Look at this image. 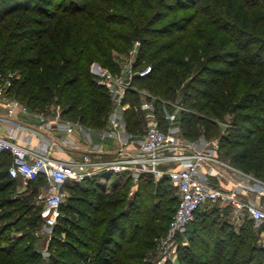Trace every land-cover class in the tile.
Here are the masks:
<instances>
[{"label":"trees","instance_id":"16d2710c","mask_svg":"<svg viewBox=\"0 0 264 264\" xmlns=\"http://www.w3.org/2000/svg\"><path fill=\"white\" fill-rule=\"evenodd\" d=\"M137 42L134 68L152 70L134 84L165 101L179 98L191 110L180 115L191 140L220 131L195 111L231 114L235 127L222 136L224 157L264 178V0H0V86L10 79L8 94L33 113L59 112L64 120L102 130L113 102L92 65L121 74L117 55H127ZM129 94L128 130L143 134L138 93ZM10 163V154L0 153V211L12 210L0 219L18 216L24 229L43 225L44 207H32L29 197L36 199L46 176L30 182L29 196L13 199L20 180L9 175ZM133 187L127 180L108 192L96 176L68 182L48 261L29 234L3 244L5 232L18 224L9 222L0 230V264H147L146 251L161 236L163 211L176 203L167 231L179 195L168 177L143 175L131 196ZM212 209H201L189 226L183 260L264 264L254 224L245 222L236 233L226 211ZM220 213L227 220L219 224Z\"/></svg>","mask_w":264,"mask_h":264},{"label":"built area","instance_id":"2783aa9c","mask_svg":"<svg viewBox=\"0 0 264 264\" xmlns=\"http://www.w3.org/2000/svg\"><path fill=\"white\" fill-rule=\"evenodd\" d=\"M151 70V66L135 69L133 64L116 75L99 65L93 69L98 83L107 88L113 102L108 126L102 130L64 120L59 112L57 116L34 113L48 130L68 134L80 130L89 148L80 160L52 157L54 144H44L35 150L18 142L24 127L13 118L17 111L33 112L8 94L10 79L0 86V103L9 117L0 119V124L12 125L4 133L0 132V153H9L11 157L9 175L24 183L37 181L43 176L47 178L37 195V202L44 207V237L52 239L62 215L61 206L68 197L65 189L68 182H83L96 176L108 184L115 174L138 185L141 177L149 174L156 181L168 177L179 195L178 207L162 239V249L168 258L177 254L179 240L186 237L197 213L210 206L230 209L232 220L238 224L251 221L264 250V181L220 158L218 141L188 139L183 133L180 115L191 110L182 103L159 99L134 84L135 78H145ZM130 92H136L142 98L137 109L144 119L143 134L128 130L126 111L133 107ZM158 101L174 106L163 120L159 117ZM94 136H98L101 142L95 143ZM106 141L114 144L107 147ZM65 143L78 148L69 140ZM42 255L48 261L50 252L46 249Z\"/></svg>","mask_w":264,"mask_h":264},{"label":"rangeland","instance_id":"374dc122","mask_svg":"<svg viewBox=\"0 0 264 264\" xmlns=\"http://www.w3.org/2000/svg\"><path fill=\"white\" fill-rule=\"evenodd\" d=\"M137 44L139 45V43L137 42L135 47L133 48V50L130 53H128L127 55H122V54L117 55L118 61L120 62V64L123 65V69H122L121 72L125 71L126 68L129 67L130 64H134V62L136 60V50H137V46H138ZM97 65H98L97 63H94L92 65V72H93V69H95V67ZM114 75H116V74H114ZM139 89L142 90L141 88H139ZM138 97H139L140 103H141V100H142L141 95L138 94ZM140 103H138V106H139ZM172 103L178 104V103H181V102H180V99L178 98V100L172 101ZM157 107H158V104H157ZM170 107H167V104L162 102V105L160 106V108L158 107V111L160 110V112H162V114H166L167 112H170V111H172L174 109V106L170 105ZM52 108H53L54 111L55 110L56 111L59 110V108L58 107L56 108V106H53ZM195 112L197 114H199L200 116H203V117H205V118L217 123L218 126L220 127V131L216 135H214L213 137H210V138L206 137V136H204L202 134L199 138H197L196 140H193V141H199L202 138H207L209 140L218 141L220 143V149H219L220 158H222V159H224L226 161H229L228 159H226L224 157V155L222 153L221 139H222V136H224L225 134H228L229 130L234 129L235 124H234L233 116L231 114H227L224 117H215V116L207 115V114H205L203 112L202 113H199L197 111H195ZM52 115H54V112L51 114V116ZM55 115H57V114H55ZM239 169H241V168H239ZM247 173H249V172H247ZM249 174L251 176L255 177V178H258V179L264 181V178H261V177L257 176L253 172L252 173L250 172ZM118 178L119 177L117 175H115V174L112 175L110 180L108 181L109 186H112V184H114L118 180H120L122 183H124L123 182L125 180L124 177H123V179H121L122 177H120L119 179ZM104 182H106V181L104 180ZM33 186L34 185H31V184H28V183H24L23 181L20 180L17 183V186L15 187L14 191L10 192L12 194L11 197L13 196V199H17V198L22 197V196H29V194H31ZM133 194L130 193L131 196ZM29 198H31V200H32V203H31L32 207L35 206V207L39 208V206H42V204H39L37 202V197L35 199V197L33 195H30ZM157 200H156V202H157ZM175 204L173 205V207H171L170 210H164L163 211V214H164L163 216H165V217H164V220L162 221L163 229L161 231V236H159L157 239L153 240V243H152L153 246H152L151 249L146 251L147 255H146L145 259H143V262H145L147 264H187L183 260V258L186 255L185 249H183V248L190 245V241H189V238L187 236L184 239H180L179 240V249H178V252H177V254L175 256L168 258V254L166 256L164 250L162 249V239L164 238V236L166 234L165 233L166 232V226H167L170 214L172 213L171 211H172V209H174ZM213 207L214 206H210V207H206L205 209L208 212H212V210H213L212 208ZM11 211L12 210H1L0 211V217L8 215V213L11 212ZM22 212H24V210H21V213ZM38 212H39V209L31 210L29 216H34ZM21 213H20V215H21ZM19 218L20 217L16 216V217H12L11 219H0V230L1 231H2L3 227L6 228V224L7 223L11 222L10 224H15L16 222H18V224L16 223L17 224L16 226L11 227L8 231L5 232L4 236H6L5 237L6 238V242H4L3 244H12L14 242V240H16L17 238L25 236L26 234H29L32 237L31 239L34 240L33 241L34 242V248L37 249L42 254L44 250L49 248V246L51 245V242H52L51 240H47L44 237V235L42 233V226L43 225L41 224V225H39L38 227H35V228L25 227V229H24L23 226L25 225V220H20L19 221ZM222 219L227 220L226 216H224L223 213H220L219 224L222 223ZM232 228H233V230L236 231V233H238L240 231V229H239L240 226L239 225L233 224ZM255 232H256V229H255ZM257 238L259 240V236ZM48 251H49V249H48Z\"/></svg>","mask_w":264,"mask_h":264},{"label":"crops","instance_id":"0c3cea01","mask_svg":"<svg viewBox=\"0 0 264 264\" xmlns=\"http://www.w3.org/2000/svg\"><path fill=\"white\" fill-rule=\"evenodd\" d=\"M53 116H57V115L54 114ZM4 118H9V117L7 115V111L3 108V106L0 103V119H4ZM13 119L14 121L18 122L21 126L24 127L21 130V133H20L21 135L19 136L18 142H20L23 145L30 146L31 148L35 150L41 149L44 146V144H54V147L52 149V157L54 158L80 160L82 159L84 153L89 149L86 143V140L83 137V134L78 129H75V131L70 134H68L67 132H61L57 130H54V131L48 130L44 126V123H42L34 113L25 114V113H21L17 111ZM9 126L12 127V125L10 124H6V123L0 124V132L4 133L9 128ZM65 140L74 142L75 144L78 145V148H73L71 144L65 143ZM93 140L95 143L101 142L98 136H94ZM104 144L105 146L108 147V146H112L114 142L106 141L104 142ZM125 181L127 180H124L123 182ZM119 182L121 181L118 180L117 182L112 184V186H109V184H106L104 180H102V181H99V184L105 189H107L108 192H111L115 184ZM136 186L138 188V185L134 184L133 190L137 189V188L135 189ZM217 207L220 209V211H224V212L226 211L228 217L231 218L232 220V217L230 216V211H229L230 209L220 208L219 206ZM234 224L241 226V224H238L236 222H234Z\"/></svg>","mask_w":264,"mask_h":264},{"label":"water","instance_id":"95a60500","mask_svg":"<svg viewBox=\"0 0 264 264\" xmlns=\"http://www.w3.org/2000/svg\"><path fill=\"white\" fill-rule=\"evenodd\" d=\"M46 238H48V236H46Z\"/></svg>","mask_w":264,"mask_h":264}]
</instances>
